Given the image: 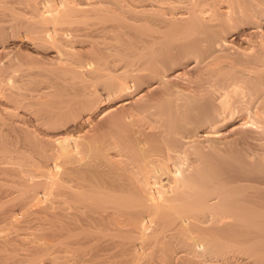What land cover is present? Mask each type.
Segmentation results:
<instances>
[{
    "label": "rangeland",
    "instance_id": "1",
    "mask_svg": "<svg viewBox=\"0 0 264 264\" xmlns=\"http://www.w3.org/2000/svg\"><path fill=\"white\" fill-rule=\"evenodd\" d=\"M61 1L64 4L68 3L69 6H76L75 1H79L77 4L81 6L90 1V3H95L96 0ZM81 1L83 2L81 3ZM98 1L100 9L106 10L107 13L117 14L122 9H126L128 7L126 4L129 2L137 5L153 3V0H105V2L110 1L107 2L109 4L101 2V0ZM185 1L180 3L179 0H170L169 3L167 0L166 5L161 3L160 6L164 9L165 6L176 5L174 11L175 16L178 17V15L181 16L179 12H186ZM58 2L60 3V0H0V14L5 16L2 24L0 22V69L2 68L0 73L5 71V75L9 74L14 79H20L23 76L22 79H27V86L30 89L43 88V92L36 96L35 105L31 107V110L52 109L59 105L69 104V102L70 104L74 103L73 108H75V101L79 98L78 91L83 90L85 85L88 87L87 81L85 83V80L89 79L86 63L92 58L96 48H100L97 45L100 44L99 46L102 47V36H98L97 42L93 45L86 40H91V37H80V41L76 42L77 46L73 42V47H67L73 48L69 50H74V52L80 50L79 48L83 50L77 53L78 55L82 54L75 57L73 61L69 59L70 63L63 55H54V58V52L36 53L37 49L30 46L33 34L29 30H32L31 27L39 25L57 27L62 18L60 16L49 17L50 22H46L44 17H48L52 12L48 13L44 10L52 6H57L58 8H56L59 10V7L62 9L63 6H66L61 4L62 2L60 4ZM100 2L106 6L101 5ZM97 3L95 4L97 5ZM225 7L224 1H221L215 10L225 14ZM259 13L264 18V10L260 9ZM219 19L222 20L224 28L216 27L213 33L226 38L225 45L218 52L225 58L215 62L223 66L220 75L232 74L236 70H240L245 75L242 81L236 83L235 91L227 93L228 95L225 97L227 105H229L227 110L224 108L227 114L221 112L223 108L219 106V92L210 86L214 76L208 77L209 74L206 75L204 65L200 63L184 67L179 75L170 79L173 88L179 89L181 92L176 95L177 97L172 95L167 98L168 100H152L154 102H150V100L146 102L147 105L152 103L148 106L146 103L144 105L137 102L120 108L112 114H100L102 110L116 103L113 100L105 99L103 82L92 81V86L86 88L87 91L96 90L93 99L98 100L99 103L98 107H95L96 109L93 108L97 115L91 123L94 125L90 124L85 135L98 145V151L101 150V154L96 153L97 162L101 161L99 165L103 163V168L102 166L100 168L111 176L121 173L119 174L121 175L120 182L129 183H125L128 187L127 193H124L126 196L138 198L146 193V186L143 183L140 185L142 181H139L138 178L141 176L140 173L145 175L147 170L154 166V163L155 166H159L164 162L169 168L175 169L178 162L182 161L181 170L195 173L190 177V185H186L189 186L188 189H181L182 187L175 189V197L177 200L180 199L179 204H186L187 200L192 199V202L188 201L191 202L189 207L192 209L194 205L205 200L209 208L200 213L195 210L198 215L191 212L188 217H185L188 220L187 225L176 223L179 225L177 226L174 222V224L171 223L173 224L171 226V224L168 225V220L158 219L156 222L153 219L145 221L148 228L143 230L139 224H133L135 222L129 218L132 208L128 206L124 209H128L125 211L127 214L121 213V215H116L117 217L103 219V222L101 220L93 221L85 215L84 217L88 218L85 219L82 216L84 219L69 220L71 223H68L61 215L71 214L74 209L66 208V204L54 205V208L53 206L49 207L48 200L53 195L45 197L40 192L38 198L42 196L40 198L42 201L40 200L39 206L21 209L18 206V201L21 198L16 197L18 193L16 192V194H10L9 198L4 196L5 199H0V264H264V207L257 206L262 204L264 199V127L257 121L253 112L255 107L261 103L264 86L256 88V91L248 86L256 82L257 75L264 73V19L260 21V27L251 33L250 37L243 39L240 37L231 39L233 36L230 37V35L236 29L229 28L227 25L232 22L226 21L222 16ZM27 23L31 26H28L30 28L27 27ZM79 24L82 25V22ZM110 32L105 36L113 37L116 34L115 36L121 37L119 32ZM96 43L99 44L96 45ZM87 46L90 51H93L91 53L93 55L90 56V51L89 53L84 51H88ZM92 48L94 49L92 50ZM189 48L190 46L186 50ZM87 54L89 55L87 56ZM190 57L193 60H200V56L192 55ZM135 59L137 58H130V60ZM245 64L247 65L245 66ZM209 65L213 66V63ZM215 65L214 68H216ZM77 72L79 73L77 74ZM7 80L9 84V80L11 83L13 78ZM261 81H264V76ZM137 90L140 89L137 88ZM72 99L74 101H71ZM218 117L221 119L218 120ZM216 119L218 122H214L217 121ZM233 124L240 126L231 129ZM34 130L35 128L30 127L27 132L30 137L33 136L35 139V141H30L31 148L28 145H25L26 147L22 145V141H17L16 132L8 135L0 133V153L12 151L11 153H17V156L20 153L19 156L22 158L24 155L25 157L30 156L29 158L34 160L35 164L38 162L36 159L40 158L39 150L53 153L54 145L47 141H40V134ZM71 133L76 134L75 131H70ZM186 136L189 137L186 138ZM112 143L114 144L112 145ZM33 146L34 148H32ZM129 146L133 147L135 154H129L127 157L122 156L121 152L128 154L126 148ZM36 147L37 149H35ZM28 149L33 150L30 152ZM18 151L20 152L18 153ZM33 151L37 153L35 152V154ZM36 156L37 158H35ZM20 157L16 161L13 159V164L7 165V172L4 174L6 178L8 177L7 179L14 178L13 180L18 182L22 180V177H26L23 171L27 169L28 163ZM105 161L106 163L109 161L108 163L111 165L105 164ZM18 164L24 167H19ZM9 166L10 169H8ZM110 167L113 168L109 169ZM20 168L23 170L22 172ZM19 171L23 174H20ZM15 172L22 177L19 178ZM0 176L3 177V175ZM171 176L167 173L166 175L162 174L160 176L163 179L161 184H164L163 186L167 183L171 184L173 179ZM124 178L127 181H124ZM150 180L152 181V178ZM15 181L6 182V184L1 182V187L4 185L3 189L6 190L9 189L7 186L10 187L12 184L10 188L17 189L18 185L14 184L17 183ZM168 184L166 186H169ZM166 188L168 189V187ZM9 190L12 191V189ZM178 193H180L179 197H177ZM195 194H199V197ZM194 199L197 201L195 202ZM221 200L225 203L219 202ZM252 201L258 204L255 203L256 205L254 204L252 207ZM167 202L168 200L165 201V203ZM216 202L226 207L228 204L230 207L233 204L234 207L222 209L225 207L220 206L221 210ZM198 206L196 209H199ZM211 206L216 209L212 210ZM243 209L251 213L249 215L245 211L243 213ZM238 210L241 213H238ZM255 210L258 213H255ZM214 211H218V213ZM61 217L62 219H60ZM162 223L163 225H160ZM142 232L143 234L140 235Z\"/></svg>",
    "mask_w": 264,
    "mask_h": 264
},
{
    "label": "bare ground",
    "instance_id": "2",
    "mask_svg": "<svg viewBox=\"0 0 264 264\" xmlns=\"http://www.w3.org/2000/svg\"><path fill=\"white\" fill-rule=\"evenodd\" d=\"M182 1L179 0L180 3H182ZM221 1H224L226 6V11H224L225 14L219 13L215 10L216 6ZM61 2L62 1L60 0V3ZM77 2L79 1H75L76 6H79ZM82 2L83 1H81V3ZM90 2L83 3V5L79 7L74 5L69 6L68 3L64 4L62 2L61 4L68 6H63L64 8L62 7V9L59 7V10L57 9V6H52L44 10L48 13L52 12L48 17H44L46 22H50L49 17L52 18L54 16H60V18H62L61 23H59L57 27H47L44 25L31 27L29 23H27V27L30 26L32 28V30H28L32 32L31 34H33L30 46L34 49H37L36 53L46 54L49 52H54L53 57L54 55H63V57H67L66 60H68L69 63L71 60L73 61L75 57L77 58L82 54H77L82 49L79 48L80 50H75L76 52H74V50H69L73 48H67L68 46L73 47L76 45V42L80 41V37H91V40H86L90 41V43L93 45V43L97 42V37L102 36V47L99 46V43H96V45L99 44L97 46L100 48H96L95 53L90 51L88 46V51L84 50L88 53L90 51V56L93 54L94 55L92 58H90V60L88 59L89 61L86 63V65H88L87 68L89 72V79L84 80L85 83L87 81L88 87H85V85L83 86V90L78 91L79 98L75 101V106L77 108H73L74 103H71V105L69 102V104H65L64 106L61 105L62 107L59 105V107L52 109L46 108L45 110H31V107L35 105L36 96L43 92V88L30 89L27 86V79H22L23 76L20 77V79H14V77L9 76V74L5 75V71L0 73V133L8 135L12 132H16L17 141H22V145H28L29 148H31L32 143L30 141H35V139L33 136L30 137L27 132H29L28 128L32 127L38 131V134H40V141H47V143L49 142L54 145V150H52L53 153L49 151V153H45V150L43 151L41 148H39L42 151L39 150L40 158L39 160L36 159L38 161L36 164L34 160L29 158L30 156L25 157L24 155L23 158L20 157V151H18V156L16 155L17 153H11L12 151H7L8 153H0V175H3V177L0 176V199H5L6 196L9 198L10 194H16V192H18L16 197L18 196V198H21H19L20 200L18 201V206L21 207V209H27L30 206H39L40 200L42 201L40 198H42L43 195L45 197L49 195L48 197H50L51 194L53 196L48 200L49 207L53 206L54 208V205L61 206V204H66V208L72 207L74 209V212L71 214L67 213V215H61L68 223H71L69 220L78 221V219H82L85 215L93 221L98 220V222L99 220L102 221L103 219H107L109 217H117L116 215L125 213V211L128 209H124L128 206L129 208H132L131 217L129 218L135 222L133 224H139L143 230L148 228V226L145 224V221L153 219L156 220V222L158 219L162 221L168 220V225L171 223L174 224V222L175 224L177 223L179 225H187L188 220L185 219V217H188L191 212H195L196 210L198 213H200L209 208L205 200H200L201 203H196V206L199 205L197 207L199 209H196L195 205L191 209L189 206L193 201L192 199V201L187 200L186 204H179L180 199L177 200L175 197L176 188L182 187L181 189H188L189 186L186 185L189 184L190 177L193 176L195 172L181 170L183 165L182 161L178 162L177 168L175 169L169 168V166L164 162H162L159 166L156 165L157 167L154 163V166H151L145 175L140 173L141 176L138 178L139 181H142L140 185L143 183L146 186V195H141V197L138 198L134 197L135 199L128 197L129 195L126 196L124 193L126 190L128 191V187L125 185V183L127 184L128 182H120L121 175L119 174L121 173L111 176L100 168L103 163L99 165V162L101 161L97 162L98 156L96 153H100L101 150L98 151V145L94 141H90L85 135L90 124L95 119V117H97L93 108L96 109L95 107H98L99 103L98 100L93 99L94 95L96 94V90L93 91L90 89L91 91H87L86 88H90V86H92V81H102L105 90V99L113 100L116 103L113 106L102 110L100 114H112L120 108L131 104H136L137 102H141V104L145 105V103L149 102L150 100V102H154L152 100L158 99L166 100L172 95H179L181 92H179V89L176 90L173 88L170 83V79L179 75L184 67H191L195 64L199 65L198 63H200L204 65L203 68L206 70L205 72H207L206 75L209 74L208 77L214 76L210 86H213L219 92V106H221L220 108H223L221 112H225L227 114L224 108L227 110V106L229 105H227L225 97H227V93H230L236 89L234 88L236 83L242 81L245 78V75L240 70H236L232 74L228 73L226 75H220L223 66L215 62H218L219 59L225 58L224 55H220L218 52L221 50V47L225 45L226 38L221 35H214L213 30L216 27H223V22H221L222 20L219 19L222 16L224 19H226V21L229 20L232 22L228 23L227 26L229 28L233 27L236 29L231 33L230 37L233 36L231 39L235 37H240V39H243L244 37L246 38L248 36L250 37L251 33H254L256 29L260 27V21L264 19L259 13L260 9L264 10V0H186V12L183 13L176 11L181 14V16L178 15V17L175 16L176 13L174 11L176 5H172L171 7L165 6L164 9L162 6H160L161 3L166 5L167 0H153V3L150 2L148 5H144V3L143 5H137L131 2H125L127 3L126 6L128 7H126V9H122V11H120L118 14L107 13L106 10L100 9L101 6H99L97 0L95 3H97L98 6L95 3ZM101 2H105V0H101ZM101 2V5H105ZM168 2L170 3V0H168ZM3 17L5 16L0 14L1 24L2 21L5 20ZM81 22L82 25L79 24ZM110 31H116V33L119 32L121 37L115 36L116 34L113 37L105 36L106 33H109ZM99 33L101 34L99 35ZM73 42L74 45H72ZM189 46L191 49L189 48V50H186ZM93 49L94 48H92V50ZM88 55L89 54H87V56ZM192 55L195 57L200 56V60L197 61L190 59V56ZM131 57L132 59L133 57L137 59L130 60ZM211 63H213V66L209 65ZM214 64H216V68H214ZM246 65L247 64H245V66ZM76 66L78 67L79 65ZM0 70L2 71V68ZM78 73L79 72H77V74ZM263 74L264 73L257 75L255 77L256 82L248 85L250 89L256 91V88L264 86V81H261L264 76ZM12 78V82L10 83L9 80L8 84L7 79ZM137 88L140 90H137ZM71 101L74 100L72 99ZM151 104L152 103H148V105ZM259 104L260 105H257L253 112L257 118V121L262 123L263 126H261L264 127V93L261 96V103ZM72 109L74 110L72 111ZM221 112L218 113L221 114ZM220 119L221 118L218 117V120ZM218 120L214 122H218ZM239 126V124H233L231 129L237 128ZM70 131H75L76 134H70ZM203 135L205 136L206 134ZM188 137L186 136V138ZM188 142L190 143V141ZM113 144L114 143H112V145ZM184 144L187 143L184 142ZM32 148H34V146ZM35 149H37V147ZM28 150L31 152L33 149ZM126 150L128 154L126 155L124 154L125 152H121L122 156L127 157L129 154H135L132 146L127 147ZM19 157L28 164L27 169L24 168V171L20 168L21 172L23 171V173L26 174V177H22V175L18 176L17 174L19 173L23 174L20 171L17 173L18 170L15 172L19 178L22 177V180L17 182L11 177L10 178L12 180L7 179L8 177L6 178L4 174L7 172V165L13 164V159L16 161V159ZM35 158H37V156ZM102 158H104L103 155ZM25 162L24 164H26ZM107 163L105 161V164ZM108 164L111 165L110 163ZM18 166L22 167V165L19 164ZM111 168L113 167H110L109 169ZM8 169H10V166ZM166 173L169 176H171L170 174H173L172 183H167L169 186H166L167 184L165 186H163L164 184H161L163 179H161L160 176L162 174L166 175ZM9 174L12 175V173ZM16 175L15 177H17ZM151 178L152 181L150 180ZM123 180L127 181L125 178ZM14 181L17 182L14 184L18 185L17 189L14 188L15 191L13 188H10L12 187V184H10L11 186L9 185L10 187L7 186V188L12 189V191L9 189H3L5 188L4 185L1 187V182H5L6 184V182ZM166 187H168V189ZM37 189L39 190L36 192ZM40 192H42V196L38 198V193L40 194ZM179 194L180 193L177 194V197L180 196ZM169 197L172 199H168ZM195 198L197 199V197ZM166 200H168L167 203H165ZM222 200L219 202L225 203ZM194 201L196 202L197 200L194 199ZM253 202L254 201H252L253 205L249 203L252 205V207L256 203ZM261 203L262 204L257 206L264 207V199ZM218 204L219 207H225L222 209L234 207L233 204L231 207L228 206L229 204L227 207L222 206L221 203ZM213 206H211L212 210L216 209L213 208ZM216 207L218 208V206ZM42 208L45 209V207ZM254 208L256 209V207ZM44 209L42 210L43 212L45 211ZM73 209L70 208V210ZM239 210L238 213H241ZM229 211L231 212V210ZM232 211L234 210L232 209ZM244 211L245 209H243L242 212L244 213ZM197 212L195 213L197 214ZM158 213L161 214L158 215ZM216 213H218V211ZM246 213L249 215L251 212ZM255 213L258 212L255 210ZM62 217L60 219H62ZM173 224H171V226ZM160 225H163V223ZM142 234L143 232L140 235Z\"/></svg>",
    "mask_w": 264,
    "mask_h": 264
}]
</instances>
